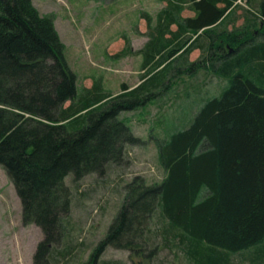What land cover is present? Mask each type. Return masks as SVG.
<instances>
[{
    "label": "trees",
    "instance_id": "1",
    "mask_svg": "<svg viewBox=\"0 0 264 264\" xmlns=\"http://www.w3.org/2000/svg\"><path fill=\"white\" fill-rule=\"evenodd\" d=\"M165 1L154 25L143 13L139 82L112 93L77 89L51 13L0 0V166L42 232L31 264H128L109 248L129 264H264V0ZM149 142L161 179L126 178ZM87 176L121 197L82 258L70 212Z\"/></svg>",
    "mask_w": 264,
    "mask_h": 264
},
{
    "label": "rangeland",
    "instance_id": "2",
    "mask_svg": "<svg viewBox=\"0 0 264 264\" xmlns=\"http://www.w3.org/2000/svg\"><path fill=\"white\" fill-rule=\"evenodd\" d=\"M32 1L41 13L53 15L55 27L65 44L67 63L76 74L78 90L98 78L103 87L112 93L118 92L122 83L132 87L139 82L142 55L136 49L143 46L148 37L143 13L151 16L154 25L157 13L166 4L165 0ZM241 2L244 4L243 0ZM191 13L187 8L182 10L183 15ZM241 20H237V23L240 24ZM127 40L130 41L132 52L117 55L123 51ZM197 55L198 50L195 49L190 58ZM189 79L188 76H182L177 79V83L185 84ZM175 98L178 99L175 96L170 102L172 107ZM148 107L150 113L145 112L143 115L147 119L156 110L153 104ZM131 122L139 134H145L148 120L142 121L135 115ZM155 153L150 142L141 147L134 146L131 158L122 164L124 176L128 178L133 174H142L161 179L163 173L154 163ZM91 177L87 176L82 182V188L87 190L84 199L76 201L70 212L73 242L78 235L84 241L83 249L79 252L82 258L90 250L92 242L96 243L104 235L121 197L120 191L105 188L101 183L94 184ZM41 237L42 232L38 226L23 223L20 199L12 181L0 166V264H31L33 251ZM106 254L124 258L128 264L140 259L135 255L130 260L128 251L118 248H109Z\"/></svg>",
    "mask_w": 264,
    "mask_h": 264
},
{
    "label": "crops",
    "instance_id": "3",
    "mask_svg": "<svg viewBox=\"0 0 264 264\" xmlns=\"http://www.w3.org/2000/svg\"><path fill=\"white\" fill-rule=\"evenodd\" d=\"M91 85V84H90ZM87 86H89V85H87Z\"/></svg>",
    "mask_w": 264,
    "mask_h": 264
}]
</instances>
